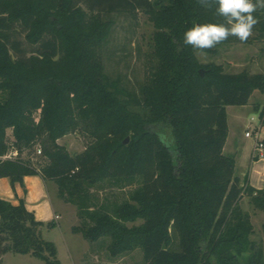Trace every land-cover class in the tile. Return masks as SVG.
I'll return each instance as SVG.
<instances>
[{
    "label": "trees",
    "instance_id": "obj_1",
    "mask_svg": "<svg viewBox=\"0 0 264 264\" xmlns=\"http://www.w3.org/2000/svg\"><path fill=\"white\" fill-rule=\"evenodd\" d=\"M115 9H143L155 26L139 92L104 68L111 22L100 13ZM255 15L264 33V12ZM221 21L197 0H0V177L12 185L28 174L54 181L59 197L77 205L81 222L72 231L92 242L108 236L113 257L140 247V264H264L240 204L246 192L264 209V187L236 175L235 156L223 150L227 105L264 91V73L228 72L183 44L193 23ZM232 42L240 41L223 43ZM255 108L264 123V104ZM74 131L91 139L75 154L58 141ZM37 145L41 165L21 155ZM13 149L17 156L4 157ZM105 182L138 184L111 206L91 190ZM44 223L23 198L0 196V256L31 253L59 264Z\"/></svg>",
    "mask_w": 264,
    "mask_h": 264
},
{
    "label": "rangeland",
    "instance_id": "obj_2",
    "mask_svg": "<svg viewBox=\"0 0 264 264\" xmlns=\"http://www.w3.org/2000/svg\"><path fill=\"white\" fill-rule=\"evenodd\" d=\"M100 15L104 20L111 22L108 39L102 47L103 64L106 72L112 79H117L120 84L131 91L139 92L148 70L150 61L153 60V34L154 23L149 14L143 9L130 11L127 9L103 10ZM23 37V35H21ZM28 48L31 45L27 44ZM206 50L205 53L197 51L203 63L217 62L224 65L228 72L248 70L251 73H264V33L258 26L254 29L253 36L245 43H223ZM253 94V104H264V91L256 89ZM236 106L230 105V108ZM244 113L248 119L253 115V124L259 122V111L246 107ZM38 116V113H36ZM8 138L13 140L12 128L7 129ZM90 137L82 131L70 132L59 138V143L65 145L73 154L81 152L90 141ZM39 148V145H37ZM14 150V149H13ZM38 151H24L21 155L29 158L37 165L44 164L46 159ZM15 157V156H14ZM238 172V169H236ZM53 197L60 198L67 211L62 216L60 223L51 225L46 221L42 226L43 236L55 242L58 249L59 264H140L143 260V251L140 247L135 250L113 257L104 241H109L108 236L92 242L81 233L72 231L73 224L81 222L77 205L65 201L58 195L57 184L49 180ZM138 184L129 185L105 182L104 188L92 187L91 190L109 205L121 203L129 197L130 191ZM53 188V189H52ZM241 207L251 214L255 226L252 238L264 249V209L258 208L251 202V197L244 192L240 199ZM142 219L128 221V225L140 223ZM2 264H46L43 258L31 253H18L7 251L0 256Z\"/></svg>",
    "mask_w": 264,
    "mask_h": 264
},
{
    "label": "crops",
    "instance_id": "obj_3",
    "mask_svg": "<svg viewBox=\"0 0 264 264\" xmlns=\"http://www.w3.org/2000/svg\"><path fill=\"white\" fill-rule=\"evenodd\" d=\"M256 92L257 90L253 94ZM252 96L246 104H235L236 106L232 108H230L232 104L227 105L228 136L223 150L226 154L235 156L236 175L244 178L248 173L249 183L256 188H262L264 187V155H261L260 149L256 147V138L245 134L249 128L257 127L259 136L264 138V123L259 119L258 124H253L254 116L248 119L244 113L246 107L256 109ZM259 106L261 107L262 104ZM49 182L40 174H28L24 176L23 183L17 181L12 185L10 178L3 176L0 177V196L13 203H18L23 198L27 208L35 213L37 219L60 223L67 209L60 198L53 197Z\"/></svg>",
    "mask_w": 264,
    "mask_h": 264
},
{
    "label": "clouds",
    "instance_id": "obj_4",
    "mask_svg": "<svg viewBox=\"0 0 264 264\" xmlns=\"http://www.w3.org/2000/svg\"><path fill=\"white\" fill-rule=\"evenodd\" d=\"M207 9L214 7V14L221 22L193 23L183 34V44L205 53L217 45L235 37L241 43L247 42L261 23L255 15L264 12V0H197Z\"/></svg>",
    "mask_w": 264,
    "mask_h": 264
},
{
    "label": "built area",
    "instance_id": "obj_5",
    "mask_svg": "<svg viewBox=\"0 0 264 264\" xmlns=\"http://www.w3.org/2000/svg\"><path fill=\"white\" fill-rule=\"evenodd\" d=\"M245 134L247 136H254L256 138V147H258L260 149V153L261 155H264V142H263V138H261L259 136V133H258V128L256 127H253V128H249ZM37 151L39 153H41V148H38ZM18 155V151L17 150H11L9 151L8 153H6L4 155V157H14V156H17ZM58 216V215H57Z\"/></svg>",
    "mask_w": 264,
    "mask_h": 264
},
{
    "label": "water",
    "instance_id": "obj_6",
    "mask_svg": "<svg viewBox=\"0 0 264 264\" xmlns=\"http://www.w3.org/2000/svg\"><path fill=\"white\" fill-rule=\"evenodd\" d=\"M200 72L203 74V73H204V69L201 68V69H200ZM128 140H129V136L126 137L125 142H127Z\"/></svg>",
    "mask_w": 264,
    "mask_h": 264
}]
</instances>
